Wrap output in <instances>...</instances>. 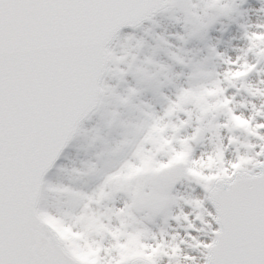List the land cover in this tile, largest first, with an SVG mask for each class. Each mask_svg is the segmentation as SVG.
Instances as JSON below:
<instances>
[{"label":"snow or ice","instance_id":"6c2138e0","mask_svg":"<svg viewBox=\"0 0 264 264\" xmlns=\"http://www.w3.org/2000/svg\"><path fill=\"white\" fill-rule=\"evenodd\" d=\"M0 264H264V0H0Z\"/></svg>","mask_w":264,"mask_h":264}]
</instances>
